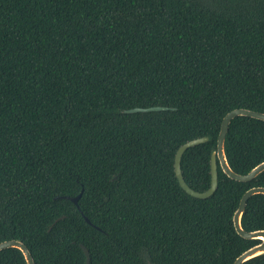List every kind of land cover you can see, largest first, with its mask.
Listing matches in <instances>:
<instances>
[{"label": "trees", "instance_id": "1", "mask_svg": "<svg viewBox=\"0 0 264 264\" xmlns=\"http://www.w3.org/2000/svg\"><path fill=\"white\" fill-rule=\"evenodd\" d=\"M168 109L126 113L132 107ZM264 113V0H0V242L35 264H231L258 240L232 224L264 187L209 159L224 114ZM231 169L264 161V121L231 119ZM78 207L69 199L80 191ZM86 216L93 225L88 224ZM264 230V195L241 217ZM98 227L100 230L95 228ZM0 264H25L16 248ZM243 264H264V255Z\"/></svg>", "mask_w": 264, "mask_h": 264}, {"label": "water", "instance_id": "2", "mask_svg": "<svg viewBox=\"0 0 264 264\" xmlns=\"http://www.w3.org/2000/svg\"><path fill=\"white\" fill-rule=\"evenodd\" d=\"M168 109L165 106H150V107H132L128 109H124L123 112L126 113H134V112H149V111H160ZM236 116H248L255 119L263 120L264 121V113L259 112L256 110H252L249 108H234L224 114L221 119L219 131L216 137V146L215 149L212 151L209 159V174H210V184L209 187L204 191H195L190 188L184 181L181 168H180V160L183 152L188 148L195 146L199 143H203L207 141V137H198L191 140L186 141L185 143L181 144L175 154L173 160V170L174 175L178 181L179 186L190 196L195 198H207L209 197L217 188L218 182V174H217V165H219L221 171L230 179L240 182H247L255 178L259 173L264 171V161L258 163L252 169H250L245 174H239L231 169L229 163L226 159L225 152H224V141L225 135L228 130L229 123L232 118ZM82 190L75 196H57L55 198H63L69 199L72 203H74L77 207V200L81 195ZM255 194H262L264 195V187L263 186H255L247 189L242 196L240 197L237 207L232 214V224L234 227L235 232L244 239H255L258 242L251 247L247 248L243 252H241L231 264H243L244 262L260 256L264 255V230L263 229H256L247 231L242 227L241 224V217L244 212V208L246 206L247 200ZM83 219L90 225H93L90 220L84 216ZM96 229L100 230L98 227L95 226ZM79 247L84 253L85 256V264H89L90 256L87 248L83 244H79ZM6 248H16L18 249L25 261V264H35L33 257L26 247V245L19 239H9L0 242V250ZM147 264H151L147 262Z\"/></svg>", "mask_w": 264, "mask_h": 264}]
</instances>
